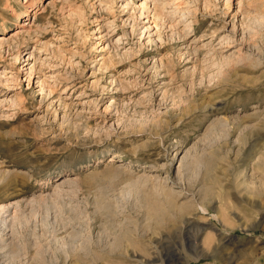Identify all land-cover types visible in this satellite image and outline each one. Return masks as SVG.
I'll return each mask as SVG.
<instances>
[{
	"label": "rangeland",
	"instance_id": "obj_1",
	"mask_svg": "<svg viewBox=\"0 0 264 264\" xmlns=\"http://www.w3.org/2000/svg\"><path fill=\"white\" fill-rule=\"evenodd\" d=\"M146 1L0 0V264H264V0Z\"/></svg>",
	"mask_w": 264,
	"mask_h": 264
},
{
	"label": "bare ground",
	"instance_id": "obj_2",
	"mask_svg": "<svg viewBox=\"0 0 264 264\" xmlns=\"http://www.w3.org/2000/svg\"><path fill=\"white\" fill-rule=\"evenodd\" d=\"M145 2H147V1L145 0ZM148 2H149V1H148ZM148 2H147V3H148ZM154 2H155V1H154ZM155 3H156V2H155ZM142 4H143V3H142ZM153 4H154V3H153ZM156 5H157V3H156ZM141 7H143V10H144V9H146V8L148 9L149 6L147 7L146 4H144V5H142ZM153 7H154V6H153ZM156 7L158 8V6H155V8H154V12H156V9H157ZM152 9H153V8H152ZM149 10H150V9H149ZM149 12H150V11H149ZM154 16H155V15H154ZM23 22H24V23L22 24V26L27 24L26 21H23ZM3 39H5V38L0 37V44H3V43H4ZM6 41H7V40H6ZM0 46H1V45H0ZM38 198H39V197H38ZM203 209H204V208H203ZM152 210L155 211V210H156L155 207H152ZM158 210H159V209H158Z\"/></svg>",
	"mask_w": 264,
	"mask_h": 264
}]
</instances>
